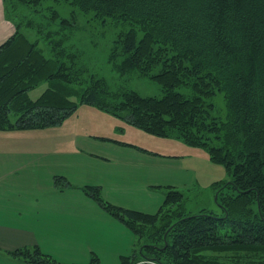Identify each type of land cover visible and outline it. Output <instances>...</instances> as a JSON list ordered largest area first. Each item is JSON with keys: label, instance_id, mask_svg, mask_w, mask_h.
<instances>
[{"label": "trees", "instance_id": "trees-1", "mask_svg": "<svg viewBox=\"0 0 264 264\" xmlns=\"http://www.w3.org/2000/svg\"><path fill=\"white\" fill-rule=\"evenodd\" d=\"M3 4L15 30L0 44V128L60 124L77 96L148 132L202 146L231 173L214 187L223 214L185 210V193L174 188L154 213L111 206L143 242L123 264H264V0ZM87 12L130 24L108 61L119 75L159 82L160 95L112 85L91 68L77 36L78 15ZM43 82L47 88L32 99L29 91ZM11 253L35 264H100L97 255L63 263L38 246Z\"/></svg>", "mask_w": 264, "mask_h": 264}, {"label": "rangeland", "instance_id": "rangeland-1", "mask_svg": "<svg viewBox=\"0 0 264 264\" xmlns=\"http://www.w3.org/2000/svg\"><path fill=\"white\" fill-rule=\"evenodd\" d=\"M82 14L78 15L77 36L91 68L112 85L143 95H160L159 82L137 73L119 75L108 61L111 49L130 24L101 18L94 12ZM46 88L43 82L29 95L37 99ZM75 99L76 110L60 124L0 128V141L25 146L23 156H19L25 163L19 171L25 180L19 211L40 217L31 222L41 233L44 252L63 263L89 262L98 254L100 264H123L122 256L139 253L143 242L111 206L154 213L173 188L184 191L182 205L191 213L204 208L225 213L214 187L230 181L231 173L225 164L213 160L207 149L148 132L97 105L80 102L77 96ZM215 100L225 112L224 93L218 92ZM9 253L0 250V264H8L7 260L35 264L26 257L13 261Z\"/></svg>", "mask_w": 264, "mask_h": 264}, {"label": "crops", "instance_id": "crops-1", "mask_svg": "<svg viewBox=\"0 0 264 264\" xmlns=\"http://www.w3.org/2000/svg\"><path fill=\"white\" fill-rule=\"evenodd\" d=\"M14 30L13 23L5 17L3 0H0V44L6 41ZM24 151L25 146L19 145L17 142L8 144L5 141H0V168H2V170L0 169V187L2 188L0 194V250H6L8 253L10 252L9 254L18 249H30V246L38 245L41 250L43 248L41 233L31 222V220L40 219V217H35V214H22L19 211V201L24 199L25 182L20 178L19 172L23 170L25 163L24 159L19 156H23ZM55 176L66 177L60 173H56ZM72 242L75 245V240H71L70 243ZM12 256L13 259H10L13 261L24 259L20 258L22 256L16 255L17 258L14 257L15 255ZM9 261L6 262L13 264L12 261L10 263Z\"/></svg>", "mask_w": 264, "mask_h": 264}, {"label": "bare ground", "instance_id": "bare-ground-1", "mask_svg": "<svg viewBox=\"0 0 264 264\" xmlns=\"http://www.w3.org/2000/svg\"><path fill=\"white\" fill-rule=\"evenodd\" d=\"M149 262L152 263V264H159L158 262H156L154 260H150Z\"/></svg>", "mask_w": 264, "mask_h": 264}, {"label": "water", "instance_id": "water-1", "mask_svg": "<svg viewBox=\"0 0 264 264\" xmlns=\"http://www.w3.org/2000/svg\"><path fill=\"white\" fill-rule=\"evenodd\" d=\"M217 198V197H216Z\"/></svg>", "mask_w": 264, "mask_h": 264}]
</instances>
